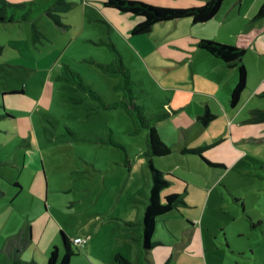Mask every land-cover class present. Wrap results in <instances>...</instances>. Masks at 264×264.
Here are the masks:
<instances>
[{
  "label": "rangeland",
  "instance_id": "374dc122",
  "mask_svg": "<svg viewBox=\"0 0 264 264\" xmlns=\"http://www.w3.org/2000/svg\"><path fill=\"white\" fill-rule=\"evenodd\" d=\"M131 1L177 9L196 4V0ZM59 2L51 6L40 3L43 12L30 21L0 23V264H8L10 255L26 261L28 247L23 243L30 246L33 255L37 245L53 241L51 249L57 246L61 257V232L69 239L84 232L97 234L94 258L99 259L102 255L106 259L105 251L116 248L134 264L135 241H130L129 246L120 242L113 245L108 241L115 234L121 237L132 234V231H125L127 223L122 216L126 214L121 212L124 202L130 203L129 212L136 216V209L144 208L145 196L149 194L147 131L135 132L124 108L104 109L100 106L101 103L113 105L123 100L124 91L114 89L121 82L120 78L109 76L98 65H109L115 60V52L110 47L113 45L134 82V104L146 105L154 116L161 117L154 126L162 142L163 134L169 129L183 121L190 124L188 117L177 110L175 100L182 96L188 101L193 100L194 104L207 102L204 95L217 92L210 84L214 73L196 61L195 77H192L190 58L195 45L190 41L198 27L191 26L187 19L179 20L176 32L188 36L182 37L184 41L177 40L178 43L169 46L157 41L159 46L154 55L173 54L169 62L175 67L167 71L181 81L175 88L164 89L171 82L166 83L157 74L162 83H155L150 71L160 69L147 68L138 58L134 40H148L150 34L132 36L129 29L134 26L131 21L136 17L127 18L126 15L121 19L117 15H106L104 9L107 8L102 0ZM170 23L155 28L158 37L175 30ZM65 67L77 73L84 86L100 99L93 98L83 89L72 88L70 81L59 79L65 76ZM11 91L24 93L9 95ZM2 92H8V95H2ZM167 97L175 105L168 103ZM194 108L190 105L189 111ZM220 125L225 131L228 129L220 119L212 127L220 129ZM210 130L213 128L207 131ZM261 137L264 135L258 138ZM190 143L192 145L194 141ZM237 149L240 152L237 166L230 164L229 149L223 163L219 162L226 169H208L202 162L209 173L215 172L214 175L224 179L217 190L223 193V198L211 196L208 200L205 197L199 206H194L192 204L199 201V194L190 192L183 197L189 202L187 205L178 204L157 219L153 239L161 246L156 250L169 251L170 264H264V147L238 145ZM216 151L211 149L206 153ZM180 156H167L169 158L165 159L169 162L159 164L164 168L174 165L175 170L181 172L176 161L187 158ZM151 160L155 167L157 159ZM183 170H189L191 178H197L198 182L203 181L201 176L206 177L196 167ZM175 187L170 189L181 196L183 187ZM226 187L235 196L227 194ZM113 209L119 215L108 217ZM196 215L202 232V235L197 232L199 247L192 241L180 244L184 241L185 226ZM137 216H141V212ZM105 222L109 224L102 226ZM81 223L84 231L80 230ZM164 225L174 240L165 237ZM29 228L32 239L27 235ZM19 238L23 243L18 244L14 252L13 242L17 244ZM83 250L79 249L70 264H89ZM37 258L40 259V255ZM113 262L98 261L96 264Z\"/></svg>",
  "mask_w": 264,
  "mask_h": 264
},
{
  "label": "crops",
  "instance_id": "0c3cea01",
  "mask_svg": "<svg viewBox=\"0 0 264 264\" xmlns=\"http://www.w3.org/2000/svg\"><path fill=\"white\" fill-rule=\"evenodd\" d=\"M103 1L104 0H102V2ZM207 1L208 0H196V4H194V6H200ZM263 3L264 0H223L216 15L208 22L195 25L191 22L190 19H187L189 20L191 26L198 27L196 34H193L194 38H191L190 41V43L192 42L193 45H195V49H193L194 51L191 49V53L193 56L190 58L192 77H195V71L193 67L195 62L198 61V63L203 66L205 70L208 67L209 69H207V71H211L214 73L212 79L210 80V84L213 88L217 89V92L213 91L211 92V94H203L204 96H206L207 102H200L201 105L197 102L194 104L193 100L188 101L185 97L183 98L182 96L175 100L177 104L176 107H179L177 110L181 111V113H184L188 117L190 124H186V122L183 121L176 128H171V130L169 129L166 133L163 134V141L165 143H168L167 145L170 148V153L164 157L155 158L157 159L155 168L160 170L164 174V176L171 181V183L166 189L162 191V195L174 194V191H172L170 188L180 185L181 187H183V193L181 197L183 200L182 204L184 205H187L189 203L185 201L186 198H183L184 195L194 191L199 194V201L195 204H192L194 206H199L198 203L201 202L205 197H208V200H210L209 198L211 196H213L214 199H217L216 197H218L219 199L223 198V193L217 192V190L219 184L222 183L224 179L221 178V175H214L215 172L213 174L209 173L208 169H226V167L221 163H223L225 153L228 151V149L231 150L228 152L232 155L230 164H234L233 167L237 166V162L239 163L240 156L239 149H237L238 145L249 146L252 148L264 147V137L258 138L260 137V135H264V14L259 15V10ZM107 9H104V13L109 16L117 15L122 19L124 18L123 16L128 15L129 17L127 16V18H137L135 21H131V24H134V26H130L131 28L129 29V32H131L132 29L141 21L140 17L133 16L128 13L121 14L119 11H116L114 9ZM169 22H172L170 24H172L175 30L171 32L172 27H169L171 29L170 34H168L167 36H162L159 34L161 37H158L155 28H157L159 24H167ZM159 24L154 25L152 30L148 34H146H150L147 37L148 40L141 39L134 41H136L135 45L138 47L137 55L142 64L147 68L154 66L157 69H160V71L158 72L150 71L155 78L154 82L160 84L162 83L161 80L157 78V74H159L161 75V79L165 80L166 83L171 82V84H167L164 89H172L175 88L178 83H181V81L177 80L176 76L171 75L167 71L170 68L172 69V67H175L172 66V63L169 62V59H172L174 55L169 52H164L163 55L158 53H156L158 55H154V51L158 49V40L161 41L162 44L166 43V46H169L170 44L173 45V43L175 42L178 43L177 40L184 41V38L182 37L185 36V33L176 34L180 25L179 20L162 22ZM152 33H155L154 36ZM132 36L135 35L132 34ZM151 38H153V40H151ZM186 39L188 40V38ZM200 39L213 40L222 44H227L244 49V56L242 57L241 64L244 66L246 71V87L242 91L240 98L235 106H232L229 100L230 94L237 83V68H227L223 66L221 60L211 56L205 51L199 50L197 48V42ZM22 93H24V91H22L20 94ZM17 94L19 93H10L9 95ZM226 98H228V100ZM167 99L168 103H170L171 105H175L172 102L171 98L167 97ZM208 99L211 101H208ZM190 105L195 106L192 112L189 111ZM142 106H144L145 108V114L147 118L154 116L152 114L153 112L149 110L146 105ZM205 112L209 113L212 118L206 125H203L199 121V118ZM217 119L221 120L223 126L224 124L225 126H228V129L226 131L223 127H221V125L219 126L220 129L216 128L214 130V127L212 126L213 124H215V121ZM210 128H213V131L210 130L208 132L207 130H209ZM227 138H230V141H226ZM191 140L194 141V144L192 145L190 143ZM234 145L235 148L232 147ZM201 147L208 148L203 153L204 158L209 162H214V164L220 166L211 167L207 165L208 169H205L202 163L203 161L200 159V157L191 154H182L183 149H196ZM211 149H217V151L215 153L207 154L206 152ZM178 154H180L184 158H187L186 161L185 159L176 161V165L179 169H181V172L175 170L174 165H166L167 168L160 166L159 163L163 161L165 162V164L169 162L167 159H165L167 156H174L173 158H176V155ZM196 157H198L199 160H197ZM192 167H196L198 170L203 171V175L206 176H201V179L203 181L198 182L197 178L192 179L189 175V170H186V172L185 170H183V168L190 169ZM246 167L249 168V166ZM226 185L228 186V184ZM226 188L225 190L227 194L235 196V194L233 195L228 192V188ZM147 197L148 195L145 196L146 202ZM146 202L143 203L144 207ZM130 207L131 206L129 202H124L121 212L123 215L126 214L125 216H122L125 224L127 223V226L124 225L126 226L125 231H132V234L128 233L129 235L127 236L126 234L125 237H121L120 234H115L112 237L110 236L108 242L113 243V245H117V243L120 242V244L124 246H129L131 245V243L129 242L132 240L135 241V238L138 236V231L135 230V228H139L144 208H137L136 216H132L129 212ZM140 212L141 216H137V213L139 215ZM103 215L106 216V214L104 213ZM118 215L119 213L115 214L114 209L108 213V217H117ZM108 217L106 216V218ZM190 219V223L188 222V224L185 226L186 229L184 230V236L182 237V240L184 241H181L180 244H183L185 241H192L199 247L200 239L198 233L202 235L201 229H199L198 227L199 216L196 215ZM99 220L101 219L98 218V221ZM104 224L107 225L109 223L105 222L102 224V226H104ZM80 225L82 226L83 223H81ZM82 227L80 230L84 231L85 227ZM31 230L32 229L29 228V234H27L29 236V239H32L30 235ZM165 232L166 238L168 237L170 239H173L171 235L172 233L169 230L167 231V227ZM85 233L86 232L82 234H76L70 239L79 237L87 239L86 244L82 248L84 249L83 253L87 263L96 264L98 261L110 262L114 260L116 255H120L125 260H127L129 264H133L131 260L129 261L127 255H125L120 250H115L116 248H110L108 251H105V255H108V258L106 259H104L102 255L99 256V259L94 258L93 253H96L94 251L97 248L99 237L97 234H94L92 232L89 234ZM22 240L23 239L19 238L17 244L13 242L14 252H16L15 250L17 249L18 244L22 245ZM152 240L154 241V243H156V246L149 253L142 255L138 251L137 246L136 253L134 254V264H170L172 257L169 255V251H167L166 249L156 250L161 245L159 244L158 240H155L153 238ZM23 245L25 247L27 245L28 247V257L26 261H34L35 263L39 264L46 261L48 252L51 249V245H54V242L45 241L42 245H37L38 247H36L35 251L32 252L33 255L30 254V246L27 243H23ZM39 255L40 259L37 258Z\"/></svg>",
  "mask_w": 264,
  "mask_h": 264
},
{
  "label": "trees",
  "instance_id": "16d2710c",
  "mask_svg": "<svg viewBox=\"0 0 264 264\" xmlns=\"http://www.w3.org/2000/svg\"><path fill=\"white\" fill-rule=\"evenodd\" d=\"M62 0H37L29 1L25 3H10L6 0H0V23L14 22V21H30L36 17L37 14L43 12V8H40V3L44 6L57 5ZM223 0H208L200 6H192L189 8H167L161 6H152L138 1L131 0H104L103 5L106 8L114 9L120 13H128L133 16L141 18V21L132 29L131 33L135 36L148 34L154 25L176 21L181 19H190L195 25L203 24L211 20L218 10L220 9ZM63 4V3H62ZM264 14V3L259 10V15ZM51 18H54L50 13ZM111 49L115 52V60L109 65H98L102 71L109 76L120 78L121 82L117 84L114 89L124 91L123 100L114 103L113 105H104L101 103V107L104 109L110 108H124L126 114L130 117L135 132L140 130L147 131L146 140V156L149 160L150 170V187L147 202L145 204L142 220L139 228H135L138 231V236L135 241L138 246V251L143 255L151 252L156 246V243L152 240L153 234L156 228V220L174 208L178 204L183 203L182 197L176 194L162 195V191L166 189L171 181L164 176V174L153 166L152 158L164 157L170 153V149L162 142L157 135L155 129V123H157L161 117L154 116L153 118H147L145 116L144 106H136L133 102V84L130 74L125 68L122 58L116 52L114 46L110 44ZM197 48L205 51L211 56L221 60L223 66L227 68H237L238 79L237 83L230 94V103L235 106L240 98L242 91L246 87V71L241 64L242 57L244 56V49L240 47L230 46L222 44L213 40L200 39L197 42ZM1 50V47H0ZM70 81L73 84L74 89H83L89 93L93 98L100 99L89 87L84 86L80 76L65 67V76L59 77ZM69 88V87H67ZM72 90V89H70ZM22 92V91H21ZM18 91H12L9 93H21ZM7 95L8 92H2V95ZM8 118H12L8 115ZM212 116L205 112L199 121L206 125ZM114 146L121 149L119 144H116L109 140ZM207 147H201L196 149H183L182 154H191L200 157V159L211 167H218L214 163H210L203 156V153L207 150ZM63 254L57 246H54L47 257L45 264H70L71 258L78 254L79 249L83 247L76 246L72 239H69L64 233L61 232ZM8 264H37L34 261H22L17 256H10ZM114 264H129L122 256L116 255L114 258Z\"/></svg>",
  "mask_w": 264,
  "mask_h": 264
},
{
  "label": "built area",
  "instance_id": "2783aa9c",
  "mask_svg": "<svg viewBox=\"0 0 264 264\" xmlns=\"http://www.w3.org/2000/svg\"><path fill=\"white\" fill-rule=\"evenodd\" d=\"M72 241L76 246L83 247L86 244L87 239L79 237L72 239Z\"/></svg>",
  "mask_w": 264,
  "mask_h": 264
}]
</instances>
